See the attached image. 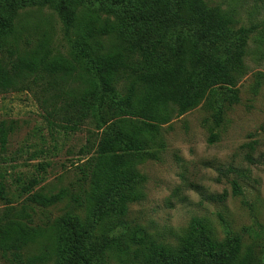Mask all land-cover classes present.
<instances>
[{"label":"trees","instance_id":"16d2710c","mask_svg":"<svg viewBox=\"0 0 264 264\" xmlns=\"http://www.w3.org/2000/svg\"><path fill=\"white\" fill-rule=\"evenodd\" d=\"M41 5L58 14L66 52L46 33L32 41L12 26L21 10ZM253 32L206 0H0V93L38 89L51 126L100 130L69 186L37 188L42 163L37 176L16 179L23 199L15 202L0 174V264H261L240 255L238 239L216 240L202 218L176 246L129 220L144 197L138 165L156 159L160 127L209 93L231 91ZM112 35L121 41L107 49L101 39ZM12 130L1 125L2 148ZM233 190L243 194L236 182ZM54 209L63 213L51 219Z\"/></svg>","mask_w":264,"mask_h":264},{"label":"rangeland","instance_id":"374dc122","mask_svg":"<svg viewBox=\"0 0 264 264\" xmlns=\"http://www.w3.org/2000/svg\"><path fill=\"white\" fill-rule=\"evenodd\" d=\"M206 2L233 16L236 28H254L243 67L231 91L209 93L160 127L162 141L153 149L156 159L143 158L138 165L145 177L144 197L131 205L129 220L147 227L160 242L176 246L192 219L199 217L216 240L236 238L240 255L252 252L264 264V0ZM12 26L23 39L36 41L46 33L52 48H69L58 14L47 5L21 10ZM119 41L118 35L101 39L107 49ZM125 87L123 83L119 89ZM3 123L13 130L4 148L0 143V174L6 176L15 202L23 199L16 196V179L37 176L42 163L48 166L37 188L69 186L77 179L75 166L91 155L86 148L89 136L97 145L100 134L93 124L74 133L51 126L38 89L0 93V128ZM234 182L242 195L234 194ZM224 194L221 200L212 198ZM60 210L47 213L53 219L63 213ZM40 217L44 213L39 212Z\"/></svg>","mask_w":264,"mask_h":264}]
</instances>
